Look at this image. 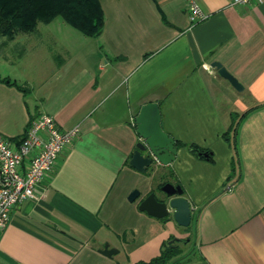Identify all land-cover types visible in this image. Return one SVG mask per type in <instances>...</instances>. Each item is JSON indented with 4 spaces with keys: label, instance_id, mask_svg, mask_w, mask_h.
<instances>
[{
    "label": "crops",
    "instance_id": "crops-1",
    "mask_svg": "<svg viewBox=\"0 0 264 264\" xmlns=\"http://www.w3.org/2000/svg\"><path fill=\"white\" fill-rule=\"evenodd\" d=\"M195 1L209 18L194 25L186 0H101L98 37H75L57 18L18 42L19 34L0 37V133L17 148L41 113L79 131L37 198L0 229V264H136L172 238L187 241L174 264H264V1ZM149 103L159 105L177 155L143 173L130 161L136 117ZM235 117L233 146L225 134ZM165 183L183 188L190 228L128 200L134 189L144 198ZM106 244L119 252L102 254Z\"/></svg>",
    "mask_w": 264,
    "mask_h": 264
},
{
    "label": "built area",
    "instance_id": "built-area-1",
    "mask_svg": "<svg viewBox=\"0 0 264 264\" xmlns=\"http://www.w3.org/2000/svg\"><path fill=\"white\" fill-rule=\"evenodd\" d=\"M192 25L205 21L195 0H186ZM264 0H232V5L260 4ZM78 128L60 129L55 118L41 113L30 125L17 148L0 133V229L10 221L15 207L37 198L42 180L56 167L59 154L78 136Z\"/></svg>",
    "mask_w": 264,
    "mask_h": 264
},
{
    "label": "water",
    "instance_id": "water-1",
    "mask_svg": "<svg viewBox=\"0 0 264 264\" xmlns=\"http://www.w3.org/2000/svg\"><path fill=\"white\" fill-rule=\"evenodd\" d=\"M212 67L217 70L220 76L227 79L236 90L242 91L244 89L238 79L221 62H213ZM161 121L162 114L157 103L144 105L136 117L140 142L137 144L130 164L143 173L149 167L169 165L176 158V140L162 128ZM160 192L161 197H158L156 192H151L142 198L141 190L134 189L128 200L130 202L140 200L139 210L154 218L165 219L166 221L174 220L180 227H190L193 220V209L190 202L184 197L183 188L180 185L166 183ZM118 252L117 249L109 248L108 244L101 250V253L108 257H112Z\"/></svg>",
    "mask_w": 264,
    "mask_h": 264
},
{
    "label": "trees",
    "instance_id": "trees-1",
    "mask_svg": "<svg viewBox=\"0 0 264 264\" xmlns=\"http://www.w3.org/2000/svg\"><path fill=\"white\" fill-rule=\"evenodd\" d=\"M58 17L87 37L100 36L105 26V14L101 0H0V37L12 41L20 33L33 34L37 31L39 24H49ZM18 88L23 92H28L25 86H18ZM34 120L35 118L32 121ZM234 122L225 134V139L233 146L235 137H230L229 134L232 131L236 135L239 125L236 117ZM178 145L182 146L181 143ZM189 148L194 155L200 158L206 156V151L196 145H190ZM172 240L174 241L171 242ZM186 243V240L172 238L163 245L157 257L136 264H174L177 262L174 261L175 258L183 252L181 244Z\"/></svg>",
    "mask_w": 264,
    "mask_h": 264
},
{
    "label": "rangeland",
    "instance_id": "rangeland-1",
    "mask_svg": "<svg viewBox=\"0 0 264 264\" xmlns=\"http://www.w3.org/2000/svg\"><path fill=\"white\" fill-rule=\"evenodd\" d=\"M55 23H61L62 25H65L66 27H68V29H70V31H72L74 33L75 37H81L83 39L85 38L79 31L75 30L71 26H68V24H66L62 18L58 17L56 19ZM40 25H41V27H44V24H40ZM22 35H24V34H19V37L17 38V42L20 41V38L22 37ZM46 44L48 45V47L52 46L51 42H46ZM20 54H21L20 47H18V46L15 47V49L12 52L11 59L13 61L21 60ZM156 193H157L158 197H161V192L160 191H157Z\"/></svg>",
    "mask_w": 264,
    "mask_h": 264
}]
</instances>
